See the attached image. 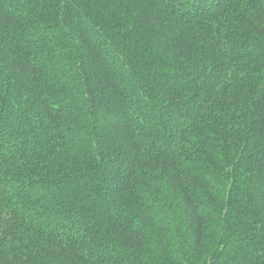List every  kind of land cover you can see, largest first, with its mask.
<instances>
[{
    "label": "trees",
    "instance_id": "16d2710c",
    "mask_svg": "<svg viewBox=\"0 0 264 264\" xmlns=\"http://www.w3.org/2000/svg\"><path fill=\"white\" fill-rule=\"evenodd\" d=\"M0 264H264V0H0Z\"/></svg>",
    "mask_w": 264,
    "mask_h": 264
}]
</instances>
